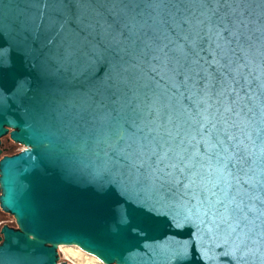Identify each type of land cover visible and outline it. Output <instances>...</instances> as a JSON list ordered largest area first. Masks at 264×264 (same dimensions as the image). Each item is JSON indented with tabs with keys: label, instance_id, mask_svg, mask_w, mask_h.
Returning a JSON list of instances; mask_svg holds the SVG:
<instances>
[{
	"label": "snow or ice",
	"instance_id": "1",
	"mask_svg": "<svg viewBox=\"0 0 264 264\" xmlns=\"http://www.w3.org/2000/svg\"><path fill=\"white\" fill-rule=\"evenodd\" d=\"M28 3L0 17V103L15 51L40 70L47 155L88 193L57 209L156 233L164 264H246L264 245V0ZM0 264L16 261L0 248Z\"/></svg>",
	"mask_w": 264,
	"mask_h": 264
},
{
	"label": "water",
	"instance_id": "2",
	"mask_svg": "<svg viewBox=\"0 0 264 264\" xmlns=\"http://www.w3.org/2000/svg\"><path fill=\"white\" fill-rule=\"evenodd\" d=\"M31 11L28 0H0V17L8 21ZM39 71L14 51L3 79L6 98L0 103V138L7 134L23 147L0 157V208L10 213L16 224V228L1 225L0 248L13 256L16 264H71L58 261L59 245L77 246L104 264H164L157 250L145 247L152 244L148 237L156 233H147L143 239L117 233L107 213L80 216L57 209L60 195L74 193L87 199L88 193L58 175L45 151L40 135L43 121L35 109V94L41 87ZM20 78L30 79L33 89L23 99L14 94L15 82ZM59 78L70 83L71 71L61 70ZM173 231L183 232L182 239L189 238L186 228ZM245 259L246 264H264V245ZM190 264L201 261L193 256ZM217 264L230 261L221 257Z\"/></svg>",
	"mask_w": 264,
	"mask_h": 264
},
{
	"label": "flooded vegetation",
	"instance_id": "3",
	"mask_svg": "<svg viewBox=\"0 0 264 264\" xmlns=\"http://www.w3.org/2000/svg\"><path fill=\"white\" fill-rule=\"evenodd\" d=\"M22 145L18 142L11 140L8 135L1 136L0 138V157L3 155H12L22 149ZM6 223L8 226L16 228L14 217L3 211L0 208V227Z\"/></svg>",
	"mask_w": 264,
	"mask_h": 264
},
{
	"label": "rangeland",
	"instance_id": "4",
	"mask_svg": "<svg viewBox=\"0 0 264 264\" xmlns=\"http://www.w3.org/2000/svg\"><path fill=\"white\" fill-rule=\"evenodd\" d=\"M23 147V146H21ZM63 245V247L58 246V261H67L71 264H104L101 262L98 258L95 256L79 249L77 246L74 245H69L73 246V250H77L81 253V257H77L73 255L69 250H67Z\"/></svg>",
	"mask_w": 264,
	"mask_h": 264
},
{
	"label": "bare ground",
	"instance_id": "5",
	"mask_svg": "<svg viewBox=\"0 0 264 264\" xmlns=\"http://www.w3.org/2000/svg\"><path fill=\"white\" fill-rule=\"evenodd\" d=\"M60 247H63V245H59ZM67 250H69L73 255L77 256V257H81V253L77 250H73V246H69V245H65L64 246Z\"/></svg>",
	"mask_w": 264,
	"mask_h": 264
}]
</instances>
